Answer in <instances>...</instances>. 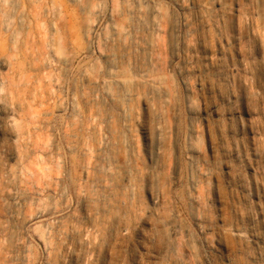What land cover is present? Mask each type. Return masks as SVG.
<instances>
[{
  "label": "rangeland",
  "instance_id": "obj_1",
  "mask_svg": "<svg viewBox=\"0 0 264 264\" xmlns=\"http://www.w3.org/2000/svg\"><path fill=\"white\" fill-rule=\"evenodd\" d=\"M0 264H264V0H0Z\"/></svg>",
  "mask_w": 264,
  "mask_h": 264
},
{
  "label": "bare ground",
  "instance_id": "obj_2",
  "mask_svg": "<svg viewBox=\"0 0 264 264\" xmlns=\"http://www.w3.org/2000/svg\"><path fill=\"white\" fill-rule=\"evenodd\" d=\"M8 119H9V115H8V113H6V114H5V117H4V121H5V122H8Z\"/></svg>",
  "mask_w": 264,
  "mask_h": 264
}]
</instances>
